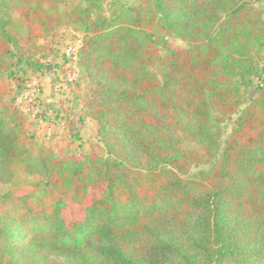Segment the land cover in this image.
<instances>
[{"label": "trees", "instance_id": "obj_1", "mask_svg": "<svg viewBox=\"0 0 264 264\" xmlns=\"http://www.w3.org/2000/svg\"><path fill=\"white\" fill-rule=\"evenodd\" d=\"M62 1L0 0V78L12 74L3 56L40 68L38 40L81 24L86 112L107 156L34 155L0 84V264H264V84L239 109L263 72L262 0H145L113 19L96 0L68 12ZM238 111L221 146L220 125ZM186 139L202 143L209 169L189 176L203 158Z\"/></svg>", "mask_w": 264, "mask_h": 264}, {"label": "rangeland", "instance_id": "obj_2", "mask_svg": "<svg viewBox=\"0 0 264 264\" xmlns=\"http://www.w3.org/2000/svg\"><path fill=\"white\" fill-rule=\"evenodd\" d=\"M144 1L96 0L94 3L97 5L96 10L105 18L113 19L127 8ZM91 2L64 0L60 3V9L65 12L76 7L82 9ZM257 6L264 19V0L257 2ZM13 17L17 20L19 15L14 13ZM85 34L81 24L66 20L53 35L38 40L44 46V50L35 58L42 65L40 68L15 64V58L5 55L3 59L11 64L12 74L8 68L1 69L0 78V84L7 90L2 102L13 105L25 115L29 134L34 137L33 154L41 152L48 160L62 158L74 165L89 163L91 159L99 162L107 156L98 122L86 112L87 75L71 64L65 55L69 47H81ZM165 40L171 48L182 52L188 47L187 42L174 35L165 36ZM165 52L166 49H161L162 54ZM259 63L263 69L262 76L253 77V83L242 88L243 100L239 109L246 107L256 97V86L264 84V51L260 53ZM239 114V111L231 114L221 123V146L225 145L226 139L237 127ZM184 146L197 150L203 158L199 165L192 167L189 176L210 168L213 161L206 155L200 141L186 139ZM36 160L40 162L38 157ZM44 174L45 168L40 166L39 173L31 179L41 181ZM7 189V185L0 183V195ZM75 208L71 204L66 211L69 217Z\"/></svg>", "mask_w": 264, "mask_h": 264}, {"label": "built area", "instance_id": "obj_3", "mask_svg": "<svg viewBox=\"0 0 264 264\" xmlns=\"http://www.w3.org/2000/svg\"><path fill=\"white\" fill-rule=\"evenodd\" d=\"M79 47H69L65 55L67 59L70 61L71 64L74 66H78V60H79ZM79 67V66H78Z\"/></svg>", "mask_w": 264, "mask_h": 264}]
</instances>
